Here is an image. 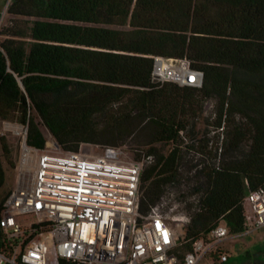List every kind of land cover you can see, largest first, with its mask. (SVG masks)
Returning <instances> with one entry per match:
<instances>
[{
    "label": "trees",
    "instance_id": "16d2710c",
    "mask_svg": "<svg viewBox=\"0 0 264 264\" xmlns=\"http://www.w3.org/2000/svg\"><path fill=\"white\" fill-rule=\"evenodd\" d=\"M6 12L0 120L25 125L27 146L45 148L40 125L67 152L131 142L136 161L149 159L141 213L180 182L181 167L196 169L180 252L218 224L243 232V199L264 183V0H12ZM154 57L187 59L201 85L154 84ZM207 100L206 124L222 129L214 146L196 130ZM6 160L14 166L0 138V189Z\"/></svg>",
    "mask_w": 264,
    "mask_h": 264
},
{
    "label": "built area",
    "instance_id": "2783aa9c",
    "mask_svg": "<svg viewBox=\"0 0 264 264\" xmlns=\"http://www.w3.org/2000/svg\"><path fill=\"white\" fill-rule=\"evenodd\" d=\"M153 60L154 84L201 85L202 73L187 59ZM26 132L20 129L17 185L0 205V264H50L54 258L72 264L227 262L229 255L220 250L230 238L224 224L180 252L183 219L167 216L164 198L140 212L143 162L127 158L121 147H100L97 155L57 152L52 141L39 150L26 145ZM243 210L240 235L264 227V183L246 195Z\"/></svg>",
    "mask_w": 264,
    "mask_h": 264
},
{
    "label": "rangeland",
    "instance_id": "374dc122",
    "mask_svg": "<svg viewBox=\"0 0 264 264\" xmlns=\"http://www.w3.org/2000/svg\"><path fill=\"white\" fill-rule=\"evenodd\" d=\"M11 2L12 0H0V32L10 24L12 19V17L6 12L7 7ZM2 39L3 37L0 36V41ZM214 110L215 101H205L203 105V114L196 129L198 131V137L208 140L210 146L215 145L217 135L222 133L220 130L213 129L212 126L205 122V119H207L208 122H211ZM37 121L39 120L37 119ZM5 124L18 126L20 129H27L25 125L19 123L17 120H0V138L4 139L9 153V161L14 164V166H10L7 160L4 161L6 181L4 186L0 189V204L8 193L17 185V169L23 150V138L20 132L5 127ZM40 129L46 139V149H48L52 145V141H54V147H56V149L53 148V150H56L57 152H67L56 143L55 139L43 125H40ZM100 147L101 146L99 145L82 144L78 151L97 155L101 151ZM121 148L125 151L127 158L136 161L137 147L134 146L133 143L128 142L127 145ZM141 161L143 162V168L149 164V159L144 156L141 157ZM197 161H199V156H196L193 153H189L186 157V162L190 165H195ZM209 163V161H205V164ZM186 166L181 167L179 170L181 176L180 182L174 187L167 188L168 192H166L164 197V201L166 202L164 205V212L167 216L172 220L183 219L184 236L186 227L196 213L197 202L200 195L194 191L197 186V183L193 180V175L196 169L193 168L188 172V166ZM220 250L229 255V262L227 264H264V227L246 235H231L230 238L222 243ZM200 264H210V259H205L201 261Z\"/></svg>",
    "mask_w": 264,
    "mask_h": 264
},
{
    "label": "bare ground",
    "instance_id": "6f19581e",
    "mask_svg": "<svg viewBox=\"0 0 264 264\" xmlns=\"http://www.w3.org/2000/svg\"><path fill=\"white\" fill-rule=\"evenodd\" d=\"M9 128H12L16 132H20V127H18V126H10Z\"/></svg>",
    "mask_w": 264,
    "mask_h": 264
},
{
    "label": "water",
    "instance_id": "95a60500",
    "mask_svg": "<svg viewBox=\"0 0 264 264\" xmlns=\"http://www.w3.org/2000/svg\"><path fill=\"white\" fill-rule=\"evenodd\" d=\"M187 84H188V86H190V83L189 82Z\"/></svg>",
    "mask_w": 264,
    "mask_h": 264
}]
</instances>
